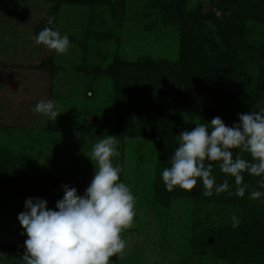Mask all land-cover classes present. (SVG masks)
Returning a JSON list of instances; mask_svg holds the SVG:
<instances>
[{
    "label": "rangeland",
    "instance_id": "rangeland-1",
    "mask_svg": "<svg viewBox=\"0 0 264 264\" xmlns=\"http://www.w3.org/2000/svg\"><path fill=\"white\" fill-rule=\"evenodd\" d=\"M111 3L65 2L52 15L53 1L0 0V171L11 162L39 170L51 168L61 190L58 194L63 195L64 184L83 194L80 185L85 180L91 182L94 174L87 154L98 136L117 135L120 156L114 162L121 165V179L136 196L134 224L122 233L127 247L116 255L117 264H264V246L254 250L241 238L227 242V259L210 247L215 242L214 230H232V214L242 224L251 209L259 207L258 213L264 217V198L249 196L259 188L260 177L244 173L249 188L242 198L226 192L205 197L199 181L191 192L178 187L166 190L160 175L159 147L168 139L174 154L181 131L191 130L194 122L204 118V123L211 121L216 112L214 101L210 110L202 111L191 106L190 99L166 96L169 91L181 90L177 81H167L166 75L163 82L149 78L152 83L147 97L155 100L146 101L152 105L144 107L150 113L147 122L156 121L155 136L144 135L135 119L129 121L134 114L131 105L123 100V106L117 100L112 77L106 71L116 57L141 68L139 65L148 60L176 62L179 29L153 0ZM198 6L202 15L210 18L214 13L229 26L239 17L236 36L245 47L241 51L245 58L239 60L234 74L235 102L227 117L220 115L231 126L238 122V113L264 106L260 103L264 101V59L259 56L264 48V0H185L184 12L192 14ZM50 15L55 17L53 25L47 24ZM209 18L201 21L204 34L213 36L215 28ZM46 26L68 34L71 46L66 54L57 56L34 42L33 37ZM218 41L208 43V49ZM46 57L54 64L50 72L40 69ZM42 98L58 102L61 114L54 122L32 111ZM244 156L251 159L247 153ZM76 159L84 160L86 166L75 169ZM213 172L217 183L223 182L226 174L218 166ZM229 185L235 189L234 178H229ZM29 197L46 199L48 207H55L40 192ZM26 198L0 195V264H16L24 251L27 237L21 234L17 216L24 210ZM203 232L208 246L200 251L195 243Z\"/></svg>",
    "mask_w": 264,
    "mask_h": 264
},
{
    "label": "clouds",
    "instance_id": "clouds-1",
    "mask_svg": "<svg viewBox=\"0 0 264 264\" xmlns=\"http://www.w3.org/2000/svg\"><path fill=\"white\" fill-rule=\"evenodd\" d=\"M54 20V16H48L47 24L53 25ZM33 40L57 56L66 54L71 46L68 34L49 26ZM260 103L264 105V101ZM32 111L53 122L61 114L58 102L48 98L40 99ZM194 123L191 130L180 132L170 166L160 173L166 190L178 187L191 192L199 181L205 197L226 192L242 198L249 188L244 182L247 172L260 177L259 188L249 193L250 198H264V106L238 113V122L231 126L220 116ZM98 137L87 154L94 164V174L83 194L64 184L63 196L54 208L40 197L25 199L17 219L27 239L16 264H115L111 258L126 250L122 233L133 227L136 196L121 179V165L114 162L120 156L117 135ZM245 153L251 159L245 158ZM217 166L226 174L221 183L213 172ZM229 178H234V190L230 189ZM231 221L233 228L241 223L236 214Z\"/></svg>",
    "mask_w": 264,
    "mask_h": 264
},
{
    "label": "trees",
    "instance_id": "trees-1",
    "mask_svg": "<svg viewBox=\"0 0 264 264\" xmlns=\"http://www.w3.org/2000/svg\"><path fill=\"white\" fill-rule=\"evenodd\" d=\"M48 1L55 3L52 15H55L62 3L65 2L71 4L102 2V0ZM153 1L162 8L166 19L171 22L173 19V23L179 29L178 60L176 62L161 61L159 63H153L148 60L145 64L139 65L142 66L141 68L135 63L131 65L121 61L117 57L115 58L106 74L112 77L113 86L118 97L117 100L120 101V104L123 105L122 101L124 100L126 104L131 105V111L134 114L130 116L129 121L135 119L136 124H140L139 126L142 127L141 131L144 135L148 137L155 136V132L157 131L156 121L151 120L147 122L146 120L150 113L145 107L152 105V103L148 104L145 102L150 101V99L151 102L155 100L153 96L147 97L149 96L148 90L151 88L152 83L148 79L156 77L157 80L160 79V81L158 80L159 82H163L164 75H166V78L168 77L167 81L175 80L182 87L177 92L169 91L166 94L167 97L174 99L175 95V98L179 100L181 98L184 100L190 99L191 106L199 108L202 111L210 110L211 108L208 107L211 106L210 103L213 100V105H215L216 109L214 117L220 115L227 117L226 113L231 103L235 102L234 74L238 63L245 58L242 55L245 47L242 46L240 37L236 36L237 33L239 34L240 29L239 25H237L239 17L237 22L229 26L223 20L215 17L214 13L210 18L202 15L200 6L195 8L192 14H187V12H184L185 0L171 1V3L167 0ZM108 3H111V0H108ZM201 18H209L211 20L210 22L215 28L213 36L204 34L205 25L201 21ZM216 38H219L220 41L211 44V48L208 49V43L213 42ZM262 51L259 56L264 59V48ZM53 66L52 59L46 57L42 60L40 69L50 72ZM131 66L138 68L135 69L136 71H133L130 69ZM157 97L162 99L163 95L158 94ZM141 99L143 100L140 101ZM204 121L205 118L200 120V123H204ZM167 141L168 139H164L162 146L159 147L161 170L170 166L171 155H173ZM85 164V161L81 159H76L73 163L77 170L82 167L84 168ZM53 174L54 171H51V168L39 170L31 165H24L23 162L19 164H12V162L11 164H4V169L0 171V195H12L24 198L40 192L45 198L50 199L53 205L63 196L58 194L61 190L57 189V182L53 180ZM89 183V180H85L80 185V191H84ZM259 209V207L251 209L250 215L244 218L242 224L238 226L241 229L239 232L236 229L237 227L232 228V230L228 227L214 230L215 242L210 247L217 254L227 259L229 257L227 242L229 244L238 238H241L243 242H246L247 247H251L254 250L264 246V217L261 213H258ZM206 236L207 234L204 235L203 232L196 239V248H199L200 251H203V248L208 246ZM111 259L117 264L116 256H113Z\"/></svg>",
    "mask_w": 264,
    "mask_h": 264
}]
</instances>
